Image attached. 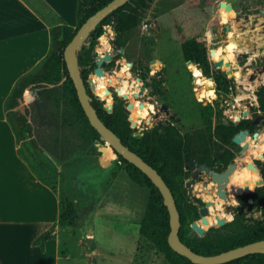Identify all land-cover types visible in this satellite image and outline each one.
<instances>
[{
	"label": "trees",
	"instance_id": "1",
	"mask_svg": "<svg viewBox=\"0 0 264 264\" xmlns=\"http://www.w3.org/2000/svg\"><path fill=\"white\" fill-rule=\"evenodd\" d=\"M111 1L113 0H79L77 27L70 38L62 37L64 21H61L60 25L52 24L49 55L35 71L18 81L6 102L5 112L16 135L18 152L31 169L29 160V155L33 154L31 148L48 152L58 160L69 161L66 162L67 164L75 162L78 166L92 165L93 157L98 155L108 167L116 159L112 149L106 147L107 144L102 147V151L97 150L96 144H104V142L98 131L91 125L79 101L64 56L66 47L82 24ZM154 2L155 0H130L109 15L84 42L78 52V60L81 76L92 98L91 104L99 118L121 138L123 144L155 168L170 187L180 213L181 241L194 252L203 256H214L264 240V221L246 222L243 211L236 214L235 219L225 226L210 229L204 237L194 233L191 225L200 219L199 206L194 203L184 188L185 180L188 178L186 169L189 167L185 157L191 158L194 150L204 149L202 143L205 139L194 138L190 133L183 135L177 126L171 123L160 124L145 131L143 135H135L136 130L131 128L129 112L124 100L116 97L114 109L112 113H109L104 108L105 102L91 91L88 79L97 67L92 55L98 45L97 38L105 33V26L114 28L115 44L118 47H125L131 33L141 26ZM181 49L186 61L191 60L200 64L204 76L213 79L219 95H228L236 88V81L229 79L210 62L207 43L202 36L185 38ZM246 59V55L242 57L241 65L246 64ZM108 65L114 67L115 61ZM153 87L155 91L161 92V88L155 82ZM31 94L36 97L34 103L30 100ZM256 97L258 107L255 108V117L264 119V85L256 92ZM200 112L205 121L213 117H218L219 121L223 119L221 111L211 105L201 107ZM251 123L250 120H244L240 127L246 128ZM222 126L223 124L219 122L216 133L221 140L225 137V142H229L240 128L230 127L223 130ZM206 149L208 154L212 155L213 149L209 147ZM73 156L76 157L71 159ZM117 165V171L112 173L113 178H116L118 172L123 171L134 184L145 187L149 191L139 226L140 237L152 243L156 251L164 256L167 264H194L188 258L176 253L169 245L170 214L158 187L147 175L122 156H119ZM81 169L80 167L79 170ZM257 177L259 179L255 182L254 189L245 186L241 190L239 201L245 207L248 200L253 199V208L264 213V164ZM38 178L57 194L53 185H49L39 176ZM194 200L203 205L200 199ZM96 208V203L92 202L78 209L72 200L61 198L60 228L73 233L84 232L86 228L91 227ZM203 227L206 226L203 224ZM54 237L55 228H52L42 234L34 244L44 250L45 243ZM224 264H264V253L247 255Z\"/></svg>",
	"mask_w": 264,
	"mask_h": 264
},
{
	"label": "rangeland",
	"instance_id": "2",
	"mask_svg": "<svg viewBox=\"0 0 264 264\" xmlns=\"http://www.w3.org/2000/svg\"><path fill=\"white\" fill-rule=\"evenodd\" d=\"M222 6H225L229 12L236 13V17L230 18L228 23L221 22ZM228 6H231L230 10ZM255 8L264 10V0H155L141 26L131 33L123 53H120V49L114 42L116 33L110 26L114 35L110 33L107 37L112 48L118 51L114 53L115 55H111L113 59L117 55L123 57L115 61L114 67L108 65L110 62L103 64L105 71L103 77L115 78L111 83L110 93H107L112 97V106L107 105L106 108L113 109L115 97L125 101L129 113L132 112L136 101H139L140 106L145 105L144 108L152 104L156 114H149L147 119L141 118L140 124L134 125L129 116L131 127L138 135L168 122L175 123L183 134L192 132L202 126L201 107L210 105L220 110L223 117L230 119L233 116L238 117L236 120L255 117V108L258 107L256 92L264 85V16L260 14L237 16V13ZM74 13L75 11L66 15L68 22H73L76 14ZM50 18L57 20L54 16ZM75 29L76 25L67 28L65 36L70 38ZM104 34H108L106 27ZM195 36H202L206 40L208 58L212 64L213 50L226 49L229 43L237 45L234 61L229 62L228 68L219 69L225 75L228 69L233 72L227 75L229 79L236 81V88L230 94L219 95L215 82L212 81L214 98L197 99L203 87L196 84L197 79L190 71L181 49L185 38ZM245 55L246 64L241 65L240 62ZM123 63H128V72L117 75L122 71ZM234 72H239V77ZM153 74H155V83L161 88V93L155 91L149 84ZM144 75L146 79L143 80ZM92 76L100 77L94 72L90 77ZM125 81L131 85L129 88V95H131H128L127 99H124L121 93V87ZM93 84L94 82L90 84V87L94 92ZM143 87L147 88L145 96L136 97L134 94H139ZM30 97L31 102L34 103L36 101L34 94ZM237 97H242L239 103H237ZM105 104H107L106 101ZM162 105L169 108L168 115L161 112ZM245 113L248 114L247 117H244ZM258 119L264 120L262 117ZM259 132V139L250 141L249 157L255 156L252 155V142L264 145V140L261 139L264 137V129ZM104 145L106 143H97V150L102 151ZM31 150L33 154L28 155L33 171L46 183L53 185L60 198L72 200L78 209L92 202L97 206L90 228L79 233L62 232L61 251L65 254V261L61 264H167L164 256L156 251L155 246L139 235V226L149 197L148 189L139 188L137 184L130 187L125 184L123 186V182L120 181L117 190L115 185L109 187L105 184L104 194L101 196L99 190L93 188L99 180L106 179L110 173L112 175L113 171H117L119 159L116 158L108 167L98 155L93 157L92 165L78 166L75 162L67 164L66 162L69 161L58 160L48 152H40L32 148ZM96 162L99 170L94 168ZM80 167L81 170H79ZM194 192H198L196 188ZM199 194L200 197L202 194L212 196L207 193L205 187L201 188ZM130 195L133 203L135 201L134 215L129 212L131 210ZM230 200L227 202L223 200L224 215L221 216L217 212L215 224L209 222L204 224L206 234L212 228H220L218 219L230 222L227 215L233 214V208L239 207V204L231 205ZM211 201H214L212 205H215V200ZM213 208L215 207H210L209 210ZM252 214L260 219L262 217L261 212L257 210L252 211ZM209 216H212V212L207 217ZM199 220L201 221V217Z\"/></svg>",
	"mask_w": 264,
	"mask_h": 264
},
{
	"label": "crops",
	"instance_id": "3",
	"mask_svg": "<svg viewBox=\"0 0 264 264\" xmlns=\"http://www.w3.org/2000/svg\"><path fill=\"white\" fill-rule=\"evenodd\" d=\"M78 1L0 0V264H61L65 261L61 251V235L65 230L59 225L61 198L20 156L5 107L18 81L35 71L49 55L52 24L60 25L64 21V39H67V28L77 27ZM74 11L75 19L68 22L66 15ZM94 168L99 170L98 164ZM120 181L123 186H135L120 171L116 178L110 173L93 188L102 196L105 184L115 185L117 190ZM129 198V212L134 215L135 201L133 203L131 195ZM52 228H55V237L48 240L42 250L34 242Z\"/></svg>",
	"mask_w": 264,
	"mask_h": 264
},
{
	"label": "water",
	"instance_id": "4",
	"mask_svg": "<svg viewBox=\"0 0 264 264\" xmlns=\"http://www.w3.org/2000/svg\"><path fill=\"white\" fill-rule=\"evenodd\" d=\"M130 0H113L108 5L103 7L102 9L98 10L94 13L91 17H89L79 28L77 33L74 35L70 43L65 49V61L67 64V68L69 70L71 79L75 85L77 90L79 101L91 123V125L98 131L101 136V140L109 144L114 156L119 159V156H122L125 160H127L130 164H133L138 169H140L145 175H147L153 184L158 187L160 190L163 198L164 204L168 208L170 214V226L171 232L169 234L168 242L170 247L178 254L188 258L194 264H224L231 262L233 260L243 258L247 255L255 254V253H264V240L251 243L242 247H238L227 252H223L218 255L214 256H203L196 252H194L191 248H189L186 244L181 241L180 238V228H181V221H180V213L173 196V193L170 187L166 184L165 180L162 176L158 173V171L153 168L150 164H148L142 157H140L137 153L131 151L126 145L123 144L121 138L115 134L109 127L105 125V123L99 118L97 111L92 106V98L87 92V88L85 85V81L81 76V68L79 66L78 60V52L82 48L86 39L90 36V34L97 29V27L114 11L118 10L119 8L123 7L126 3ZM228 9H231V6H228ZM260 14L264 16V10H260L259 8L250 9L247 12H240L237 13L238 17H246L249 15H257ZM124 49H121L123 52ZM118 51L116 50L115 53ZM215 54V50L212 51V55ZM100 55L97 52L93 53V58L96 59L97 68L95 70V74L103 77L105 71L103 70V64L105 62H110L112 60V56L110 54H105L104 57H99ZM188 64H193L197 67V69L202 71V66L200 64H195L192 61H188ZM214 66L216 69H224L228 68L230 63L224 62V60L213 61ZM227 75H231L233 72L228 69L226 71ZM208 78V77H207ZM213 81L212 78H208ZM94 81L92 78L88 80V83L92 84ZM144 89L141 90V94H143ZM127 98L126 95L123 96ZM163 110H166L164 108ZM247 113L244 114V117H247ZM249 132L246 131L245 133H241L240 138L236 136L234 141L236 143H240L241 139L244 140L245 134ZM257 137V134H255ZM264 157V153L260 155V159L262 160ZM185 161L189 163L191 168L195 169L199 165L197 161L194 159H189L188 156L185 157ZM253 166L250 167L252 170ZM202 170L205 172L213 175L214 181L219 184L220 190L226 187V184L229 182V178L232 175L234 167L231 166L230 169L224 174H217L213 171H210L206 166H201ZM255 173H258V169L254 168ZM221 176L222 178L218 177ZM196 177V176H195ZM194 179L191 182L186 183V187L188 189V194L190 196L193 195V185ZM224 184V185H223ZM221 197L226 200V196L223 192L220 193ZM253 203V200H250V204ZM201 221L203 224H208V220L204 219L207 217L209 213V209L207 207L202 208L199 211ZM227 222L221 219H218V225L220 227L224 226ZM192 230L197 233L198 236L204 237L206 235V230L204 227H201L195 222L191 225ZM92 233V231H91Z\"/></svg>",
	"mask_w": 264,
	"mask_h": 264
},
{
	"label": "flooded vegetation",
	"instance_id": "5",
	"mask_svg": "<svg viewBox=\"0 0 264 264\" xmlns=\"http://www.w3.org/2000/svg\"><path fill=\"white\" fill-rule=\"evenodd\" d=\"M125 47H118L117 46V48L120 49V53L124 52V51L121 52V49L122 48L125 49ZM122 57L123 56H121V55H117L116 58L113 59V56H112V60L110 61V63L112 61L119 60ZM92 58H93V55H92ZM94 61H95L96 65H97L96 59H94ZM187 62L188 61H186V63ZM193 63H195V62H193ZM187 65H188V63H187ZM95 70L93 71L94 73H95ZM91 74L89 75V79L92 78V77H90ZM155 74H153V77H151L150 83H149L150 86H152V87H153V83L155 82ZM202 74H203V71H202ZM204 77H206V76H204ZM142 79L144 80L146 78H144V76H143ZM144 84H146V83L144 82ZM89 85H90V83H89ZM142 89H144L143 94H141V91H140L139 94L135 93L136 97L139 98L140 96H142L140 98H143L145 96V94H146L145 92H146L147 88L143 87ZM153 89H154V87H153ZM91 91H92V89H91ZM158 93H161V92H158ZM93 94H94V92H93ZM94 95L96 97H98L96 94H94ZM118 98H120V97H118ZM115 99H116V97L114 98V101H116ZM120 99H122V98H120ZM124 99H127V98H124ZM114 105H115V102H114ZM125 106H126V109H127L126 103H125ZM141 106L144 108L145 105H141ZM104 108L109 113H112V111L114 109V106H113L112 110H109V109H107L105 107V104H104ZM164 108H166V110H163ZM161 112H165V113H167V115H168V113H170L169 112V108L166 105H162ZM153 113L156 114L155 108H154V111H151V110L149 111V114H153ZM128 116L131 117L130 113H129ZM244 120L252 121L251 125L248 124L246 128H244V126L240 127V125L242 124V122ZM219 122H221L223 124V126H222L223 130H225V129L227 130V128H230V127H233V128L240 127L242 129L239 128V131L237 133H235L234 136H232L231 140L229 142H225V140H226L225 137H223L222 140L217 137L216 130L218 129ZM201 123H202V126L199 129H194V131H192V132H187V133H190L194 138H198V139L204 138L205 139V142L202 143V145L204 146V149H202V150H200V149L194 150L193 151V156L191 158L188 157L189 159H194L195 161H197L199 163V165L197 167H195V169H193V168H191V166L188 163L189 167L186 169V171L188 173V178L185 180V183H184V188L187 190V193H188V189L186 187V183L187 182H191L194 179L195 182H194V185H193V195L191 196L192 197L191 199L194 201V203L196 205L199 206V211L202 208H204V207H207L208 209L210 207H215V205H212V202H214V201H205L203 199H200V198H202V197H200V194H199L201 191H198V188L201 190V188L205 187L207 189V193L211 194L213 197H216V198L224 200L221 197V195H220V193L223 192L225 194V196H226V200H224L225 202H227L229 200V198H233V197L239 202L238 203L239 207L233 208V214H230V215H232L234 217L232 220L235 219V215L236 214H238L240 211H243L244 214H245L244 220L246 222L264 221V213H263V211L257 210L256 208H253L254 201H253L252 204H250V200H253V199H249L248 202H247V205L245 207L243 205H241V203L239 201V193L241 192V190L243 188H239V187H237L235 185H234L235 189H233V187H231V186H233V185H231V178L235 175V173L240 168H245L246 167L250 172H252L256 176H258L259 173H260L261 167L264 164V157H263L262 160L259 158L260 156L259 157H257V156L249 157L248 153L251 150V145L249 143L248 138L251 137V140H255V141H257L259 139V136H260V132L259 131L264 129V120L262 121V120H260V119H258L256 117L251 116L250 118H247V119L246 118L245 119L241 118L239 120H233V119H230V118H227V117H223V119L221 121H219L218 117H213L211 119H208L207 121H205V120H203V118H201ZM168 124H169V122L165 123V124H162V125H168ZM171 124L176 126L175 123H171ZM259 127H261L262 129L260 130ZM246 131H248L249 133L245 134L244 140L241 139L240 143H236L234 141V138L236 136H239L240 138H242V136H240L241 133H245ZM187 133H184V134L182 133V134L186 135ZM195 133H199V134H195ZM255 134H257V137H256ZM135 135H138V134L135 133ZM220 146H222V148L218 149L217 147H220ZM206 147H209V148L213 149L212 155H210V153L208 154ZM249 160L251 161V163L248 162ZM201 166H206L210 171H213V172H215V173H217L219 175L226 173L230 169L231 166H233L234 169H233L232 175L229 178V182L226 184V187L223 188L222 190H220L219 184H217L214 181V179H213V175H211V174L205 172L204 170H202ZM251 166H253L252 170L250 169ZM254 168L258 169V173H255ZM218 177L222 178L221 176H218ZM209 184L214 185V187L209 188ZM195 188L198 191L197 193L194 192ZM229 193H230V195H229ZM195 198L200 199L203 202V205L198 204L197 202H195V200H194ZM254 210H257V211L261 212V216H262L261 219L258 218V217H255L252 214V211H254ZM209 213H210V210H209Z\"/></svg>",
	"mask_w": 264,
	"mask_h": 264
},
{
	"label": "clouds",
	"instance_id": "6",
	"mask_svg": "<svg viewBox=\"0 0 264 264\" xmlns=\"http://www.w3.org/2000/svg\"><path fill=\"white\" fill-rule=\"evenodd\" d=\"M232 16L235 15V13L231 14ZM222 23H228L229 22V15L228 14H224L222 16ZM107 28L108 33H112L111 27L110 26H105ZM235 27V26H234ZM112 35H114V33H112ZM231 33L229 34V36L231 37ZM98 42H99V46L96 47L95 51L100 54L101 56L104 54L105 50H111L110 49V45H109V39L108 37L102 33L98 38H97ZM237 50V45L235 43H229L227 46V53H228V59H233L232 53ZM223 51V50H221ZM220 58V54L218 53L217 55V59ZM128 72V68L125 65L124 68L122 69V71L120 73H117V75H124ZM193 75L195 77H198V79L196 80V84L197 85H201V84H207L209 83V81L206 80H202L199 79V77H201V72L193 69ZM237 77H239V72H237ZM92 79L95 80V82L98 85L97 88V93L96 95L98 96V98L103 101L105 99V89L108 83V78L105 79H100L98 77L92 76ZM133 85H135V81H133ZM130 88V85L127 83V81H125V83L122 85L121 87V92H127ZM27 95V93H26ZM215 93H203L201 96L197 97L198 100H202L204 98V96H213L214 97ZM237 103H239V101L242 99V97H237ZM112 103V99L109 97L107 100V104H111ZM136 106H137V111L136 113H134V115L136 116H141L144 117L145 119L148 118L149 116V111H154V106L152 104H148L147 108L144 111H140V105H139V101H136ZM107 104H105V107L107 106ZM227 115V113H226ZM233 120L238 119V117L233 116L231 117ZM262 140H264V137H261ZM249 141H251V137H249ZM253 143V147H252V154L259 157L261 153H264V145H257L255 144V142ZM257 149H259V151H257ZM249 163H251V161H248ZM259 179V177H257L256 175H254L252 172H250L246 167L245 168H240L235 175L231 178V184L235 185L239 188H244L245 186H247L249 189H254L255 187V182ZM214 187V185L209 184V188ZM198 191H201L198 188ZM202 198L205 201H211V200H215V208L210 209V212H212V216L210 217H204V219H207L209 221L210 224H215L216 223V219H215V214L217 212L220 213L221 216L224 215V201L220 200L219 198H214L213 196H209L207 194H202ZM231 205L233 206H238V201L233 197L230 200ZM234 217L232 215H227V219L229 221H231ZM196 223L198 225H200L201 227H203V224L200 220H197Z\"/></svg>",
	"mask_w": 264,
	"mask_h": 264
},
{
	"label": "bare ground",
	"instance_id": "7",
	"mask_svg": "<svg viewBox=\"0 0 264 264\" xmlns=\"http://www.w3.org/2000/svg\"><path fill=\"white\" fill-rule=\"evenodd\" d=\"M221 13H222V16L224 15V14H228L229 15V19L230 18H234V17H236V13L234 12V11H231V12H229L228 10H227V8L225 7V6H222V9H221ZM232 13H235V15L234 16H232L231 14ZM110 33H108V34H105L106 36H108ZM113 41V40H112ZM109 45H110V51L109 50H105L104 51V54H114L115 53V49H113L112 48V45H111V42H110V40H109ZM221 50H223V51H221ZM235 52V51H234ZM234 52L232 53V56H233V59H228V53H227V48L226 49H217V50H215V54L214 55H212V59L214 60V61H219V60H224V62H233L234 61V56H235V54H234ZM218 53L220 54V58L219 59H217V55H218ZM104 54L101 56L100 54V56L99 57H104ZM128 64V63H127ZM127 64H124L123 63V66H127V68L129 67ZM156 64V63H155ZM189 65V69H190V71L191 72H193V69H195V70H197V71H199V72H201V70H199V69H197V67L195 66V65H193V64H188ZM122 68H124V67H122ZM121 68V69H122ZM127 74V73H126ZM234 74L236 75L237 74V72H234ZM98 78H100V79H105V78H107V77H103V78H101V77H98ZM196 79H198V77H195ZM113 79H115V78H108V83H107V86H106V89H105V99H104V101H106L107 102V100H108V98L110 97L111 99H112V97H111V95H109V94H107V93H110V91H109V89H110V87H111V83H112V81H113ZM138 79V78H137ZM199 79H202V80H206V81H209V83H207V84H201L200 86H202L203 87V90L201 91V92H199V94H198V97L199 96H201L203 93H214V91H213V88H212V86H213V82L210 80V79H208V78H205L204 77V75L202 74V72H201V77H199ZM127 80V79H126ZM140 81V80H139ZM119 85V84H118ZM93 88H94V93L96 94L97 93V88H98V85H97V83L95 82V80H94V84H93ZM131 86V85H130ZM141 89V88H140ZM198 89V88H197ZM120 91V90H119ZM122 93V92H121ZM129 90L127 91V92H124V93H122L123 95H126V96H128L129 95ZM131 95V94H130ZM129 95V96H130ZM135 95V94H134ZM197 95V94H196ZM210 97H212V98H214L213 96H204V98L203 99H208V98H210ZM130 100V99H129ZM142 101V100H141ZM107 105H111V104H107ZM140 105V104H139ZM112 106V105H111ZM110 107V106H109ZM146 108H143L142 106H140V111H144ZM136 111H137V106H136V104L133 106V109H132V112L130 113L131 114V119L130 120H132V122H133V124L134 125H138V124H140V120H141V118H144V117H141V116H136V115H134V113H136ZM139 127V126H138ZM249 143H250V141H249ZM108 149H111V147L107 144V146H106ZM257 151H259V150H257ZM231 187H233V189H235V187L234 186H231ZM203 193V192H202ZM229 195H230V193H229ZM230 200V199H229ZM210 217V216H209ZM209 222V221H208Z\"/></svg>",
	"mask_w": 264,
	"mask_h": 264
},
{
	"label": "built area",
	"instance_id": "8",
	"mask_svg": "<svg viewBox=\"0 0 264 264\" xmlns=\"http://www.w3.org/2000/svg\"><path fill=\"white\" fill-rule=\"evenodd\" d=\"M146 27H148V26L146 25Z\"/></svg>",
	"mask_w": 264,
	"mask_h": 264
}]
</instances>
